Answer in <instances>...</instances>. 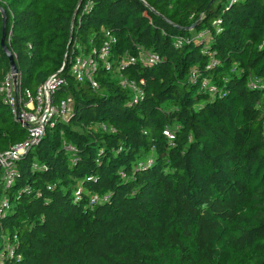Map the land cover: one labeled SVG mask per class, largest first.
<instances>
[{
	"label": "trees",
	"instance_id": "trees-1",
	"mask_svg": "<svg viewBox=\"0 0 264 264\" xmlns=\"http://www.w3.org/2000/svg\"><path fill=\"white\" fill-rule=\"evenodd\" d=\"M211 1L0 0L21 91L35 94L66 64L54 103L73 108L18 162L14 186L0 185L11 201L0 264H264V0ZM161 16L200 23L178 30ZM107 31L118 43L94 90L72 68ZM2 38L0 12V86L11 72ZM140 49L161 62L120 70ZM122 77L144 82L143 102L131 105ZM27 138L0 93V153ZM8 243L15 256L2 262Z\"/></svg>",
	"mask_w": 264,
	"mask_h": 264
},
{
	"label": "built area",
	"instance_id": "built-area-1",
	"mask_svg": "<svg viewBox=\"0 0 264 264\" xmlns=\"http://www.w3.org/2000/svg\"><path fill=\"white\" fill-rule=\"evenodd\" d=\"M246 0H228L229 4L235 5L245 2ZM92 2L89 1L85 11L90 10ZM213 28L216 34L222 32L221 20H217L213 23ZM213 31L211 29H204L198 35L197 39L201 40V43H206L207 39H211ZM183 38L175 40V48H181L185 44ZM118 43L117 38L107 31L105 34V40L100 49H93L89 56H78L75 59L72 75L79 83H88L94 90L99 89V84L96 80V75L100 70V67H104L107 71L112 70V63L109 61L113 47ZM161 62L159 55L148 52L146 50H139V54L135 57L122 61L119 69L133 64H141L144 67H153ZM216 62H212L211 66ZM61 69L57 74L51 76L35 94L30 91H21V79L20 73L18 74V89L14 80V75L10 72L3 83L0 86V93L3 96L4 103L10 106L15 120L19 122L24 128L28 130L27 140L19 145L12 146L9 150L0 153V185H4L5 189H9L14 186L16 179L18 178V162L27 155L33 148L38 146L45 136L46 128L53 126L55 121H68L72 116V99L62 101L60 104L54 103L55 94L62 88L67 86L68 82L63 77ZM198 79L197 71H193L190 75L189 82L196 84ZM144 82H137L135 80L122 77L120 86L124 90H128L132 93L131 105L135 106L140 104L145 99V92L142 89ZM201 90L211 95L218 93V89L211 83L210 80L204 79L201 83ZM170 140H174L172 134L169 135ZM71 151L76 152L73 147L69 148ZM76 161V160H75ZM153 165V161L148 162V167ZM80 192L77 193V200H79ZM108 198H104L106 201ZM98 198L95 197L92 203H97ZM11 209V201L5 196L0 199V224L7 218ZM17 240V237H15ZM16 246L8 243L6 249L1 255V261L13 258L15 256Z\"/></svg>",
	"mask_w": 264,
	"mask_h": 264
},
{
	"label": "water",
	"instance_id": "water-1",
	"mask_svg": "<svg viewBox=\"0 0 264 264\" xmlns=\"http://www.w3.org/2000/svg\"><path fill=\"white\" fill-rule=\"evenodd\" d=\"M216 0H212L211 3H210V6L215 2ZM0 12L2 13L3 15V38L1 40V46H2V49L4 50V52L7 54L8 56V59H9V62H10V66H11V72L12 74L14 75V80H15V84H16V89H18V85H17V81H18V74H19V68L16 64V60H15V56L13 55V53L9 50V48L7 47L6 45V22H7V16H6V13L4 11L3 8L0 7ZM78 15V11H76L75 13V16H74V20L76 19ZM161 18L167 23L169 24L170 26L172 27H175L177 28L178 30H194L200 22L196 23L195 25H193L192 27L188 28V29H183L179 26H176L175 24H173L171 21H169L167 18L161 16ZM72 44V37L70 38L69 40V44H68V47H67V53L69 52L70 50V46ZM66 66V64L64 65V67ZM64 67L62 69H64ZM63 71V70H62Z\"/></svg>",
	"mask_w": 264,
	"mask_h": 264
},
{
	"label": "rangeland",
	"instance_id": "rangeland-1",
	"mask_svg": "<svg viewBox=\"0 0 264 264\" xmlns=\"http://www.w3.org/2000/svg\"><path fill=\"white\" fill-rule=\"evenodd\" d=\"M209 41H210V40H209V39H207V40H206V44H209V43H210ZM6 240L9 242V240H10V237H9V235H7V236H6Z\"/></svg>",
	"mask_w": 264,
	"mask_h": 264
}]
</instances>
